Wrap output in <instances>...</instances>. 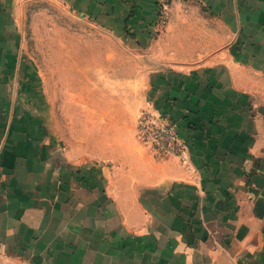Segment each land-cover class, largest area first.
I'll return each instance as SVG.
<instances>
[{"label": "crops", "instance_id": "1", "mask_svg": "<svg viewBox=\"0 0 264 264\" xmlns=\"http://www.w3.org/2000/svg\"><path fill=\"white\" fill-rule=\"evenodd\" d=\"M53 1L135 43L189 164L134 129L79 171L24 90L42 0H0V264H264V0H172L161 30L158 0Z\"/></svg>", "mask_w": 264, "mask_h": 264}, {"label": "rangeland", "instance_id": "2", "mask_svg": "<svg viewBox=\"0 0 264 264\" xmlns=\"http://www.w3.org/2000/svg\"><path fill=\"white\" fill-rule=\"evenodd\" d=\"M27 42L42 84L24 90L48 138L79 171L111 166L113 140L123 134L130 141L134 129L138 138L140 116L152 112L144 108L150 71L135 43L53 0L32 7Z\"/></svg>", "mask_w": 264, "mask_h": 264}, {"label": "built area", "instance_id": "3", "mask_svg": "<svg viewBox=\"0 0 264 264\" xmlns=\"http://www.w3.org/2000/svg\"><path fill=\"white\" fill-rule=\"evenodd\" d=\"M172 0H158L160 19L163 26ZM139 141L161 156H174L184 165L189 164V147L182 137L176 121L162 113L145 112L138 122Z\"/></svg>", "mask_w": 264, "mask_h": 264}]
</instances>
